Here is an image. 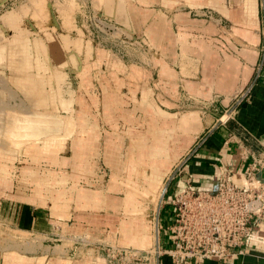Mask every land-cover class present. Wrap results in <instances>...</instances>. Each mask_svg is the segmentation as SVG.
Returning <instances> with one entry per match:
<instances>
[{"label":"crops","instance_id":"0c3cea01","mask_svg":"<svg viewBox=\"0 0 264 264\" xmlns=\"http://www.w3.org/2000/svg\"><path fill=\"white\" fill-rule=\"evenodd\" d=\"M129 1V18L142 17V25H132L131 34H137L139 47L153 52L145 70L137 64L145 58L139 53L129 73L114 72L125 85L130 80L122 92L135 104L126 109H152L158 116L150 113L151 122L161 124L165 119L171 126L188 122L187 131L184 127L185 133L171 148L158 140L160 149L155 152L160 153L150 152L153 158L143 166L147 153L142 150V129L121 130L114 117L108 118L113 129H106L105 150L91 146V140L98 141L97 134L91 140L78 137V142H91L85 152L94 149L80 153L75 168L65 169L59 163L60 158L65 163L73 160L60 153L72 131L70 118L58 135L39 139L42 143L27 141L10 154H1L0 225L13 233L16 242L0 245V264H108L101 246L138 252L152 248V226L154 231L165 186L167 193H175L189 180L194 188L214 189L230 165L231 180L244 186L243 167L253 158L262 160L256 177L264 183V0ZM147 77L154 81L150 87L144 85ZM83 88L77 85L76 92L81 94ZM64 100L59 99L58 107L66 108ZM42 103L34 102L33 108L44 109ZM87 104L91 103L81 102L77 94L72 108L79 112ZM169 109H190V114L177 122L170 119L174 113ZM29 115L40 116L36 124H50L40 112ZM80 119L79 125L85 124ZM138 120L142 124V118ZM93 121L86 124L97 126ZM54 149L57 155L50 154ZM96 159L104 165L96 166ZM69 180L71 185L65 188ZM70 189L73 193L67 194ZM76 235L97 253L70 256L75 246L65 241ZM163 261L168 263V258ZM194 264H264V222L243 256Z\"/></svg>","mask_w":264,"mask_h":264},{"label":"rangeland","instance_id":"374dc122","mask_svg":"<svg viewBox=\"0 0 264 264\" xmlns=\"http://www.w3.org/2000/svg\"><path fill=\"white\" fill-rule=\"evenodd\" d=\"M128 2L130 1L0 0V155L10 154L21 144L50 137L52 134L58 135V130L60 128L63 130V126L65 128L67 118L72 120L73 126L72 131L66 135L67 147L61 148L60 153L67 157L71 155L73 160L65 163L66 161L62 162L60 158V166H64L65 169L79 166L77 164L80 153L89 154L94 149L90 148L85 152V147L90 146L91 142V146L98 144L99 150L107 148L106 129L112 128L108 126V118L114 117L115 121L119 120L121 130L128 128L132 133H137L139 132L136 130L137 127L142 129V145L144 146L142 150L147 153L142 157L144 160L142 166L153 158L150 152L153 151L152 153L156 155L160 153L155 151L160 149L157 147L158 143L161 144L159 142L161 139L164 140L165 148L176 145V139L185 133L188 123L182 124L180 118L183 114H190V109H169L171 113H174L170 115V119L179 121L178 126L168 125L165 119L161 124L151 122L150 113L153 114V118L158 115L154 114L152 109L143 106L142 110L126 109L130 103L135 104L129 98V94L122 92L123 89H127L126 86H129L130 80L128 79L125 85L114 72L118 71L120 76L123 75V71L128 72L129 65L139 61L136 56L139 53L145 58L137 64L142 65V69L145 70V66L151 64L149 59L153 52L149 48L139 47L137 34H131L132 25H142V17L129 18L130 3ZM145 81L146 86L150 87L154 84L149 77L145 78ZM80 83L84 86L81 94L76 92L77 85H81ZM92 87L94 90H90ZM55 88H58L57 91ZM149 89L148 93L151 94ZM77 94L81 96V102L91 103L79 112L72 108ZM153 96V99L158 98ZM64 98L66 108L58 107L59 99ZM36 101L43 102L41 105L45 108L34 109ZM33 111L48 116L50 124H36L40 116L29 115ZM79 116L85 124L79 125ZM135 117L142 118V124L139 123L138 118L135 121ZM74 119L77 126L74 124ZM90 119H94L93 122L97 126L86 124V122L90 123ZM55 131L56 133H53ZM115 131L118 133L117 126ZM94 134L99 136L97 142L94 141L95 139L91 140ZM78 137L85 139L88 137L87 139L91 142H78ZM43 141L39 140L40 143ZM154 146H157L155 150ZM53 152L50 154L57 155L55 149ZM52 161L56 160L52 159ZM98 165L104 164L96 159V166ZM129 165L132 166L134 163ZM166 176L168 173L164 177V182ZM70 185L69 180L64 186L67 188L66 186ZM172 188V185L169 186V192ZM70 193H73L71 189L67 191V194ZM170 215L168 208L161 207L160 223L163 229L160 242L162 246H167L169 232L166 227L170 223ZM0 236V245L4 247L15 245L13 233L1 225ZM79 238H81L80 235H76L65 241L69 246L77 247L76 250L75 247L71 250L70 256L86 254L84 252L97 253V248L90 242L84 237L82 242Z\"/></svg>","mask_w":264,"mask_h":264},{"label":"built area","instance_id":"2783aa9c","mask_svg":"<svg viewBox=\"0 0 264 264\" xmlns=\"http://www.w3.org/2000/svg\"><path fill=\"white\" fill-rule=\"evenodd\" d=\"M261 161L253 158L244 165V186L231 180V165L219 175L214 189L194 188L189 180L175 193H167L165 186L160 207L171 214L167 246L160 242L163 227L157 214L155 249L138 252L101 246L109 264H194L205 259L234 260L246 254L264 222V183L256 177Z\"/></svg>","mask_w":264,"mask_h":264},{"label":"bare ground","instance_id":"6f19581e","mask_svg":"<svg viewBox=\"0 0 264 264\" xmlns=\"http://www.w3.org/2000/svg\"><path fill=\"white\" fill-rule=\"evenodd\" d=\"M69 126H70V125H69ZM67 130H68V128H67ZM160 200H161V199H160ZM154 230H155V239H154V245H153V247H152L153 249H155V247H156L155 243H156V240H157L156 226H155V229H154ZM152 248H151V249H152ZM153 249H152L151 251H153Z\"/></svg>","mask_w":264,"mask_h":264}]
</instances>
